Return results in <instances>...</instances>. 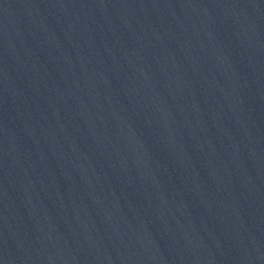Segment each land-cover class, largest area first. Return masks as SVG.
Listing matches in <instances>:
<instances>
[{
	"label": "water",
	"instance_id": "obj_1",
	"mask_svg": "<svg viewBox=\"0 0 264 264\" xmlns=\"http://www.w3.org/2000/svg\"><path fill=\"white\" fill-rule=\"evenodd\" d=\"M0 264H264V0H0Z\"/></svg>",
	"mask_w": 264,
	"mask_h": 264
}]
</instances>
